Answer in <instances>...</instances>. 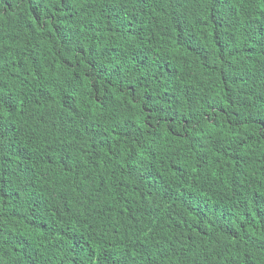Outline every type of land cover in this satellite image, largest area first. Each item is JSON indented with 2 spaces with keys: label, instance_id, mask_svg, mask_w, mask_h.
Wrapping results in <instances>:
<instances>
[{
  "label": "trees",
  "instance_id": "trees-1",
  "mask_svg": "<svg viewBox=\"0 0 264 264\" xmlns=\"http://www.w3.org/2000/svg\"><path fill=\"white\" fill-rule=\"evenodd\" d=\"M0 264H264V0H0Z\"/></svg>",
  "mask_w": 264,
  "mask_h": 264
}]
</instances>
